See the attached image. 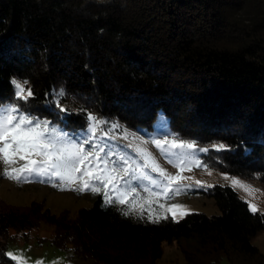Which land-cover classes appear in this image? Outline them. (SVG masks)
Segmentation results:
<instances>
[{"label": "trees", "instance_id": "16d2710c", "mask_svg": "<svg viewBox=\"0 0 264 264\" xmlns=\"http://www.w3.org/2000/svg\"><path fill=\"white\" fill-rule=\"evenodd\" d=\"M16 79L32 112L73 129L87 113L133 128L164 114L178 136L226 145L204 163L264 185V0H0V103ZM198 192L220 213L154 222L99 194L72 218L0 200V263L9 239L46 223L53 243L95 264H157L173 241L185 264H264L252 243L264 212L230 186Z\"/></svg>", "mask_w": 264, "mask_h": 264}, {"label": "snow or ice", "instance_id": "6c2138e0", "mask_svg": "<svg viewBox=\"0 0 264 264\" xmlns=\"http://www.w3.org/2000/svg\"><path fill=\"white\" fill-rule=\"evenodd\" d=\"M27 81L21 84L13 81L15 99L11 102L0 103V160L6 165L3 175L10 179L27 181L31 177H47L59 182L61 187H77L80 191L91 190L103 192L106 203L128 205L129 211H136L154 222L167 219L171 213L174 220L182 218L184 212L177 213L173 209H182V205H165L159 203L161 197L167 199L173 192L179 194L180 188L174 181L188 179L180 173L186 165H200V161L191 156L192 151L207 152L208 148H197L195 142L178 139H156L148 141L132 136V143L117 145L97 142V135L108 137V133L101 126L108 121L87 113V127L71 132L59 128L53 122L40 119L26 110L20 101H28L33 96L30 88L26 89ZM64 95L61 89L53 92L54 102ZM57 107L60 108L57 102ZM67 114V110L60 108ZM63 123V120L61 121ZM67 125L65 124V128ZM110 127L115 130L121 126L112 122ZM165 137L178 134L170 132L158 133ZM115 141L117 137L110 136ZM121 139L127 140L129 133L123 131ZM151 143L177 169L175 175L160 166L155 157L145 147ZM211 147L217 151L226 148L224 144ZM119 148L117 153L115 149ZM180 153L177 154L176 150ZM129 150H131L129 152ZM38 157V158H33ZM25 163L19 168H9L16 159ZM228 178V177H225ZM200 183V182H197ZM233 184L239 181L233 180ZM242 186V185H241ZM141 189L146 196L137 190ZM152 198H155L153 200ZM165 210L163 214L154 212L153 204ZM253 212L255 205H250ZM128 213L126 212L125 215ZM18 264L23 260L12 253H6ZM37 264H40L38 261Z\"/></svg>", "mask_w": 264, "mask_h": 264}, {"label": "rangeland", "instance_id": "374dc122", "mask_svg": "<svg viewBox=\"0 0 264 264\" xmlns=\"http://www.w3.org/2000/svg\"><path fill=\"white\" fill-rule=\"evenodd\" d=\"M15 81L24 83L21 79H16ZM28 86L26 85V89ZM15 99L13 95L12 98L4 103L11 102ZM20 104L28 111L32 113L33 116L40 119H46L53 122V124L59 126V128L65 131L81 130L82 128L73 129L71 127H66L64 122L61 120H52L51 118L40 116L39 114L32 112L33 108L26 101H20ZM102 118V117H98ZM109 124L102 125L101 128L105 129L108 133V137L115 136L117 139L115 141L109 140L108 137H101L97 135V142L108 143L109 145H127L132 143V136H137L141 140L148 141L150 138L156 139H178L186 142H194L190 138L180 137L178 135H169L165 137L164 135H157L158 133L170 132L171 131L168 118L164 114H158L154 119L150 127H140L133 128L121 122L118 119H106ZM112 122H117L121 127L119 129L113 130L110 127ZM88 123V122H87ZM126 131L129 133V138L127 140L119 138L121 133ZM196 143V142H195ZM223 144L220 141L211 142L208 145H201L196 143L197 148H208L212 145ZM147 150L152 153L157 162L161 167L167 170V172L175 175L177 169L167 162V160L161 155L160 151L151 143L145 145ZM117 153L120 149H115ZM131 150H129L130 152ZM177 154L180 150H176ZM202 153L198 150L192 151L191 156L200 161V165L196 164L186 165L184 170L181 171L183 177L188 179L174 181V185H178L180 188L179 194L175 192L165 199L161 197L159 203L171 206V205H182V209H173L178 214L184 212L186 214L192 212H201L207 215H216L220 211L216 206L214 200L211 197H207L204 194L198 192V190L211 187L215 184L230 186L239 195L241 199L246 201L248 205H255L257 211L264 212V185L255 179H246L238 175L222 172L215 168V166L207 165L203 162ZM38 158V157H33ZM25 163L24 160L19 158L16 159L14 164L8 165L9 168H19ZM6 165L0 160V200L12 205L17 206H27L32 201H41L46 207L50 209L51 212L59 214L62 211H67L70 217H75L81 208L90 207L93 200L97 195H102L103 192L96 193L91 190L80 191L77 187L64 186L61 187L59 182L56 180H51L47 177H31L29 180H15L10 179L8 176L3 175V171ZM228 177V178H225ZM233 180L239 181V184H233ZM200 182V183H197ZM242 185V186H241ZM142 196H146L141 189L137 190ZM155 200V198H152ZM106 203V202H105ZM129 209V206L126 205ZM154 212L163 214L165 210L160 209L155 203L153 204ZM133 214L140 217L148 219V214L145 212L143 215L139 212L132 211ZM186 214H183L182 217ZM168 216L172 218L171 213ZM149 220V219H148ZM53 237V226L46 223H41L38 227L32 228L28 231L27 237H22L19 235L12 239H9L6 243L5 253H12L18 258L22 257L23 260L19 264H95L90 258H82L77 256L73 250L62 248L52 242ZM252 243L259 249V251L264 255V231H259L252 239ZM9 257V256H8ZM10 258V257H9ZM10 262L0 263V264H18L17 260L10 258ZM157 264H185L184 255L180 249V243L178 241H173L170 244H163V253L157 261ZM217 264H231L226 258H222Z\"/></svg>", "mask_w": 264, "mask_h": 264}]
</instances>
